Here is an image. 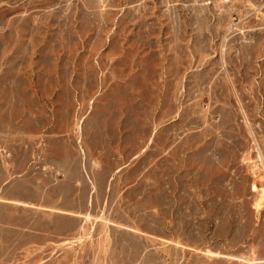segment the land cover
<instances>
[{"label":"rangeland","instance_id":"1","mask_svg":"<svg viewBox=\"0 0 264 264\" xmlns=\"http://www.w3.org/2000/svg\"><path fill=\"white\" fill-rule=\"evenodd\" d=\"M0 145L86 216L0 264H264V0H0Z\"/></svg>","mask_w":264,"mask_h":264},{"label":"crops","instance_id":"2","mask_svg":"<svg viewBox=\"0 0 264 264\" xmlns=\"http://www.w3.org/2000/svg\"><path fill=\"white\" fill-rule=\"evenodd\" d=\"M20 157L21 152L13 151L7 145H0V214L5 211L8 218L12 213L33 216V222L28 228L42 233L43 235H40L42 237L53 238V235H59L57 237L70 238L78 230L82 231L86 222L82 201L76 206L72 205L70 200H57L56 183L52 180L47 179L43 182L41 180L43 185L36 186L41 189L40 194L17 192L18 188L25 185H29L27 189L32 191L34 178L31 174L33 167L36 166L34 161L19 163ZM85 200L87 203L86 196ZM2 225L0 221V226Z\"/></svg>","mask_w":264,"mask_h":264}]
</instances>
